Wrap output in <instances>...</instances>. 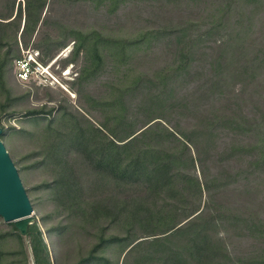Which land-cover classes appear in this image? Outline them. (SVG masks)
<instances>
[{"label":"trees","instance_id":"obj_1","mask_svg":"<svg viewBox=\"0 0 264 264\" xmlns=\"http://www.w3.org/2000/svg\"><path fill=\"white\" fill-rule=\"evenodd\" d=\"M17 1L7 0L8 19ZM147 1L162 16L135 40L78 43L87 60L79 82L108 54L122 69L132 53L160 45L164 65L125 68L110 96L93 101L96 123L80 111L49 121L37 166L54 173L46 186L68 223L47 231L96 228L97 242L74 264H109L99 253L114 245L123 264H264V0ZM26 2L23 33L48 0ZM6 38L0 33V47ZM11 226L34 264H52L36 222L25 236ZM235 240L251 242L238 253Z\"/></svg>","mask_w":264,"mask_h":264},{"label":"rangeland","instance_id":"obj_2","mask_svg":"<svg viewBox=\"0 0 264 264\" xmlns=\"http://www.w3.org/2000/svg\"><path fill=\"white\" fill-rule=\"evenodd\" d=\"M26 5V0L17 1L11 19H8L11 14L7 0H0V33L7 35L4 47H0L2 141L20 171L34 209L33 223L36 222L43 232L52 264H74L87 256L97 242L96 228L78 222L69 232L47 231L48 227L54 228L60 222L68 221L66 215L57 210L52 189L46 186L54 179V173L45 166H37L45 129L50 120L64 112L80 111L90 122L96 123L100 116L90 109L93 101L110 96L111 86L124 78L125 68L132 67V73L139 74L164 65L160 45L152 46L148 54L144 51L132 53L130 56L137 54V58L127 60L122 69L108 54L103 69L89 80L79 82L75 80L77 72L87 62L84 52H76L79 41L88 38V45L92 47L96 38L103 40L101 45L109 42V46L113 45V40H135L141 31L147 30L146 27H153L162 14L155 2L147 0H122L119 3L113 0H48L40 20L35 23L33 18L23 33L25 22L29 21ZM20 7L24 11L23 18L18 13ZM3 25L10 26L4 28ZM34 52H40L44 66L27 77L22 75L27 72L26 64H22L30 60ZM5 53L10 55L6 62L3 61ZM70 62L75 63V68L69 65ZM189 89L187 87L184 93ZM44 108L55 109V112L51 117L43 114L27 116L28 111ZM260 197L264 199V192ZM262 214L264 217V212ZM11 224L0 216V264H34L28 240H21ZM250 242L235 240L231 249L234 247L239 253L248 249ZM99 255L109 264H123L124 261L122 248L116 245ZM104 263L105 260L94 264Z\"/></svg>","mask_w":264,"mask_h":264},{"label":"water","instance_id":"obj_3","mask_svg":"<svg viewBox=\"0 0 264 264\" xmlns=\"http://www.w3.org/2000/svg\"><path fill=\"white\" fill-rule=\"evenodd\" d=\"M1 134V132H0ZM34 209L17 167L0 139V216L13 223L22 235L35 221Z\"/></svg>","mask_w":264,"mask_h":264},{"label":"clouds","instance_id":"obj_4","mask_svg":"<svg viewBox=\"0 0 264 264\" xmlns=\"http://www.w3.org/2000/svg\"><path fill=\"white\" fill-rule=\"evenodd\" d=\"M31 58H29L30 60L27 59V61H25L24 63L26 64V67L27 68V72H26V75L27 77L30 76V73H36V69H40L41 67H43L44 65H42L39 60H38V56H39V53H36L34 52L33 54L30 55ZM23 65V64H22ZM23 72V73H24ZM22 73V75H23ZM69 74V73H68ZM71 75V74H70ZM69 78V77H68ZM69 80V79H68ZM71 81V80H70Z\"/></svg>","mask_w":264,"mask_h":264},{"label":"built area","instance_id":"obj_5","mask_svg":"<svg viewBox=\"0 0 264 264\" xmlns=\"http://www.w3.org/2000/svg\"><path fill=\"white\" fill-rule=\"evenodd\" d=\"M25 63H23V65H24Z\"/></svg>","mask_w":264,"mask_h":264}]
</instances>
